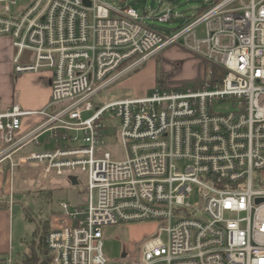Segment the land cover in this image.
Masks as SVG:
<instances>
[{"label": "built area", "instance_id": "2783aa9c", "mask_svg": "<svg viewBox=\"0 0 264 264\" xmlns=\"http://www.w3.org/2000/svg\"><path fill=\"white\" fill-rule=\"evenodd\" d=\"M20 1L0 0V38L12 41L14 73L47 74L51 97L38 112H0V168L10 188L21 171L75 187L82 174L89 194L60 203L46 237L52 264H136L105 256L103 228L138 221L167 225L138 264H264V0H219L176 31L102 0H30L15 11ZM170 47L222 68L221 82L209 73L199 90L96 108L99 92ZM194 193L198 206L186 203Z\"/></svg>", "mask_w": 264, "mask_h": 264}, {"label": "rangeland", "instance_id": "374dc122", "mask_svg": "<svg viewBox=\"0 0 264 264\" xmlns=\"http://www.w3.org/2000/svg\"><path fill=\"white\" fill-rule=\"evenodd\" d=\"M110 7L116 9L133 8L143 18V22L156 26L160 30L176 31L187 22L200 16L199 11L209 8L219 0H102ZM30 0H21L15 11L25 7ZM170 11L179 18L171 23H158L154 17ZM149 16V20L145 19ZM205 26H200L199 32ZM205 61V60H204ZM207 62V61H205ZM208 63V62H207ZM210 63L203 64L202 59L181 47H170L160 55L140 66L134 72L126 75L114 85L99 92L95 98L96 108L107 103L138 97L149 87L145 95L156 89L155 75L161 76V82L167 83L168 90H178L184 82H193L197 79H207L210 73ZM158 71V72H157ZM190 89V88H189ZM188 90V89H187ZM186 91V90H184ZM228 107H217V111H225ZM92 114H85V118ZM116 126L117 122H111ZM114 134V132H111ZM110 153L118 159L124 158L122 147L113 145ZM26 173V175H24ZM34 171H21L19 176H14V186L10 193L14 195L15 213L13 219V259L19 258L23 252H28V247L33 239V233L38 226L46 220L52 221V226L61 219L60 203L79 205L87 203L89 194L85 191V177L79 175L80 186H71L62 178L44 179L36 177ZM36 174V173H35ZM256 179L264 183V174H257ZM55 180L62 182H53ZM66 181V180H65ZM50 194V195H49ZM199 195L194 193L186 201L192 206H198ZM52 212L56 215L52 216ZM32 219V220H31ZM167 225L162 221H138L121 223L103 228L104 254L110 261H120L126 255L131 262L138 264L140 261V248L148 240L159 235V230ZM160 238L166 242L167 235L161 233Z\"/></svg>", "mask_w": 264, "mask_h": 264}, {"label": "crops", "instance_id": "0c3cea01", "mask_svg": "<svg viewBox=\"0 0 264 264\" xmlns=\"http://www.w3.org/2000/svg\"><path fill=\"white\" fill-rule=\"evenodd\" d=\"M15 50L9 38H0V112L7 111L13 105H18L22 110L38 112L43 110L51 97L50 81L47 74L14 73ZM156 87V71L154 72ZM150 88L138 97L145 96ZM36 121V120H34ZM31 120L29 121L30 124ZM26 123V122H25ZM28 123H26L27 125ZM28 124V125H29ZM5 170L0 168V258L13 256V219L15 213L14 195L10 193L9 177L5 176ZM66 183L65 180H62ZM55 180L53 182H62ZM81 205V204H79Z\"/></svg>", "mask_w": 264, "mask_h": 264}, {"label": "trees", "instance_id": "16d2710c", "mask_svg": "<svg viewBox=\"0 0 264 264\" xmlns=\"http://www.w3.org/2000/svg\"><path fill=\"white\" fill-rule=\"evenodd\" d=\"M206 8L199 11L200 14H202L205 11ZM203 64H208L204 60H202ZM210 65V76H211V83L216 84L221 82L223 76L225 75V72L222 68L209 64ZM158 72V71H157ZM205 79H197L193 82H184V84H181V88L177 89L180 91H184L187 89H193V90H199L203 87L205 84ZM156 89L159 90H168L167 89V83L161 82V76L156 75ZM7 169H5V176L8 175ZM50 195V194H49ZM5 203H0V207H4ZM56 215L54 212H52V216ZM32 220V219H31ZM52 229V221L51 219L46 220L43 222L42 226H38L36 231L33 233V239L31 241V244L28 247V252L21 254L18 259L14 260V264H52V256L49 253L47 246H46V237L50 230Z\"/></svg>", "mask_w": 264, "mask_h": 264}, {"label": "water", "instance_id": "95a60500", "mask_svg": "<svg viewBox=\"0 0 264 264\" xmlns=\"http://www.w3.org/2000/svg\"><path fill=\"white\" fill-rule=\"evenodd\" d=\"M89 5V4H88ZM74 181V179H72ZM76 183V182H75ZM261 202H264V200H257V203H261ZM126 255H123V258H125Z\"/></svg>", "mask_w": 264, "mask_h": 264}]
</instances>
